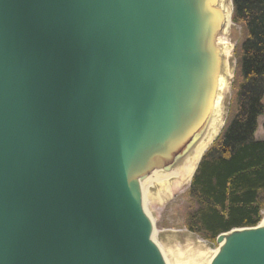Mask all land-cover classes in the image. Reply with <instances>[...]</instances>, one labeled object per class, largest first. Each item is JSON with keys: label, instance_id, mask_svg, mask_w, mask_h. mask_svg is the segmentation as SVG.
Wrapping results in <instances>:
<instances>
[{"label": "water", "instance_id": "water-1", "mask_svg": "<svg viewBox=\"0 0 264 264\" xmlns=\"http://www.w3.org/2000/svg\"><path fill=\"white\" fill-rule=\"evenodd\" d=\"M192 17L187 0H0V264H163L131 175L185 139ZM246 228L224 264H264Z\"/></svg>", "mask_w": 264, "mask_h": 264}, {"label": "trees", "instance_id": "trees-1", "mask_svg": "<svg viewBox=\"0 0 264 264\" xmlns=\"http://www.w3.org/2000/svg\"><path fill=\"white\" fill-rule=\"evenodd\" d=\"M244 29L235 49L240 79L227 124L204 153L190 184L187 228L209 241L254 227L264 210V0H232Z\"/></svg>", "mask_w": 264, "mask_h": 264}, {"label": "bare ground", "instance_id": "bare-ground-1", "mask_svg": "<svg viewBox=\"0 0 264 264\" xmlns=\"http://www.w3.org/2000/svg\"><path fill=\"white\" fill-rule=\"evenodd\" d=\"M192 19L198 20V40L201 53L191 57L189 78V101L194 112L187 124L190 130L181 143L165 146L155 152L153 166L147 174L132 173L131 186L137 195L141 217L148 223L145 238L159 251L163 264H224L236 243L232 233L222 235L223 240L216 247L206 246L203 240L198 244L189 240L185 246L169 248L166 252L156 240L154 218L148 212V191L157 187V197L162 201L170 196L173 184L189 182L205 149L216 139L220 132L227 109V97L233 76V45L228 38L232 25V0H187ZM197 110V112H195ZM201 117H200V116ZM188 127V126H187ZM168 149L167 156L162 155ZM262 219L254 227L245 229L247 242L264 241V212ZM175 249V250H172Z\"/></svg>", "mask_w": 264, "mask_h": 264}, {"label": "rangeland", "instance_id": "rangeland-1", "mask_svg": "<svg viewBox=\"0 0 264 264\" xmlns=\"http://www.w3.org/2000/svg\"><path fill=\"white\" fill-rule=\"evenodd\" d=\"M231 19L232 25L228 29L227 36L233 45V55L231 58V63L233 65L234 70L230 84L231 92L229 93L226 100L227 109L224 117L225 119L223 127L227 124L232 112L234 111L237 87L240 82V79L238 77L239 58L238 55H235V49L238 46L239 52V47L244 39L243 27L240 24L234 22L232 16ZM189 122L190 123H188L185 127L181 126L177 131V134L174 135L176 141H180V139L184 137L185 134H187V132L190 130V128L192 127H190V124L192 122ZM223 127L221 128L220 133ZM165 145L168 144L165 143L164 146ZM151 168L152 166L147 168L144 173L139 172V175L147 174L148 172H150ZM173 183L174 182H172L170 189V196L164 197L162 201L157 197V187L153 186L148 191L149 196L147 202V209L151 216L154 218L157 242L166 252L169 251V248L182 247L183 249H185V246L189 240H192L196 244H198V240L201 239L203 240L206 246H209L211 248L216 247V241L214 242L206 240L202 238L199 234H196L187 228V218L189 212L191 211V208L193 207L189 194L191 181H187L184 183L182 182L181 184L175 185Z\"/></svg>", "mask_w": 264, "mask_h": 264}]
</instances>
